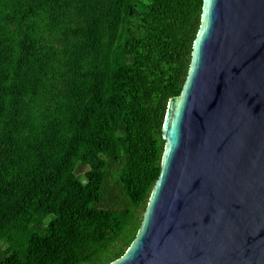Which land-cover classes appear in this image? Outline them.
Returning <instances> with one entry per match:
<instances>
[{"label": "trees", "instance_id": "1", "mask_svg": "<svg viewBox=\"0 0 264 264\" xmlns=\"http://www.w3.org/2000/svg\"><path fill=\"white\" fill-rule=\"evenodd\" d=\"M203 0H0V264H108L161 172Z\"/></svg>", "mask_w": 264, "mask_h": 264}, {"label": "water", "instance_id": "2", "mask_svg": "<svg viewBox=\"0 0 264 264\" xmlns=\"http://www.w3.org/2000/svg\"><path fill=\"white\" fill-rule=\"evenodd\" d=\"M141 226L108 264H264V0H203Z\"/></svg>", "mask_w": 264, "mask_h": 264}]
</instances>
